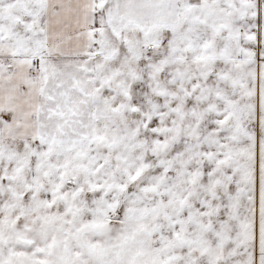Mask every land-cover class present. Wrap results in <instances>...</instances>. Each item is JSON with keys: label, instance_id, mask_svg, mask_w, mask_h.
<instances>
[{"label": "snow or ice", "instance_id": "1", "mask_svg": "<svg viewBox=\"0 0 264 264\" xmlns=\"http://www.w3.org/2000/svg\"><path fill=\"white\" fill-rule=\"evenodd\" d=\"M0 264H264V0H0Z\"/></svg>", "mask_w": 264, "mask_h": 264}]
</instances>
